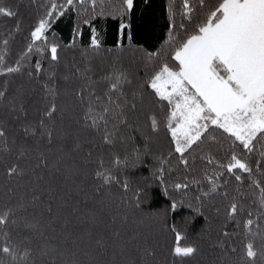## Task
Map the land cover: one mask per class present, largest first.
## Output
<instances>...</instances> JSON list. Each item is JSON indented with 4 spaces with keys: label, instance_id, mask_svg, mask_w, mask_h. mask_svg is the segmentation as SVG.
I'll return each mask as SVG.
<instances>
[{
    "label": "snow or ice",
    "instance_id": "6c2138e0",
    "mask_svg": "<svg viewBox=\"0 0 264 264\" xmlns=\"http://www.w3.org/2000/svg\"><path fill=\"white\" fill-rule=\"evenodd\" d=\"M22 4L0 0V264H264V0H167L155 51L137 0H28L27 27ZM109 18L129 44L103 57Z\"/></svg>",
    "mask_w": 264,
    "mask_h": 264
},
{
    "label": "trees",
    "instance_id": "16d2710c",
    "mask_svg": "<svg viewBox=\"0 0 264 264\" xmlns=\"http://www.w3.org/2000/svg\"><path fill=\"white\" fill-rule=\"evenodd\" d=\"M140 0H137L138 9L135 17V24L133 28V46L137 48H145L149 51H155L156 48L163 43V39L166 38V26L165 20L163 18V8L167 4V0H150L151 7L147 8V11H144L143 7L139 6ZM28 0H23L21 5V19L24 21V26L27 27L34 16H30L28 13ZM146 7V6H145ZM147 17L150 19L151 23L147 29H145L141 24V17ZM75 17L74 15L67 20H61L57 25H54V31L57 34V38L63 44H69L72 42V29L74 27ZM94 26L97 28V38L103 49L101 56L106 57L109 55L108 49L116 50V44L120 43L124 48L128 47L129 41L127 35L120 36L118 31V24L116 21H113L109 18L107 21L103 22H94ZM82 36H77L76 43L80 48L87 47L90 42L91 31L87 25L81 26ZM125 56L133 55L132 52H125ZM97 65L101 63V60L96 61ZM135 176H147L148 172L146 169H141L133 173ZM182 173H174L170 179H175L180 176ZM194 202V201H193ZM168 201L167 198L163 195L161 187L153 185L152 189L148 192V204L145 206L146 211H156L166 207ZM216 203H219L217 201ZM170 223L173 221L180 226L182 232H187L188 236L196 237L200 232L203 226V217L196 216L192 210L188 207L178 208L176 213L173 214L169 212ZM186 222V227H185ZM147 224V221L145 222ZM137 225L129 222V228H136ZM144 227V226H141ZM217 227L216 224L213 225V229ZM234 226L229 227V231L233 230ZM214 234V232H213ZM171 243V239L168 241ZM207 250V245H205ZM208 259L211 261L214 259L212 255L208 256Z\"/></svg>",
    "mask_w": 264,
    "mask_h": 264
}]
</instances>
